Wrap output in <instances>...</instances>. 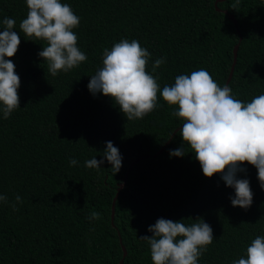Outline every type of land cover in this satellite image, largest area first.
Listing matches in <instances>:
<instances>
[{
	"label": "trees",
	"instance_id": "1",
	"mask_svg": "<svg viewBox=\"0 0 264 264\" xmlns=\"http://www.w3.org/2000/svg\"><path fill=\"white\" fill-rule=\"evenodd\" d=\"M235 2L61 0L80 18L73 31L87 60L52 76L38 56L46 42L20 32L26 0H0V31L8 17L20 33L8 58L20 78L19 108L7 119L0 113V194L8 197L0 202V264H152L140 237H151L148 228L159 218L191 224L199 217L210 225L213 242L198 264H232L264 236V190L255 167L245 162L246 171L237 173L249 181L252 204L233 207L234 189L219 174L206 178L182 145L184 121L172 115L177 106L158 93L155 110L128 121L110 97L87 88L103 66V50L122 39H135L151 53L146 71L161 89L201 68L223 87L238 44L227 86L236 99L251 102L264 94V0H240L232 9ZM158 58L165 63L152 72ZM108 141L122 157L119 171L106 160L99 169L85 167L89 159H103ZM181 145L186 154L170 157ZM92 211L100 218L89 219Z\"/></svg>",
	"mask_w": 264,
	"mask_h": 264
},
{
	"label": "clouds",
	"instance_id": "2",
	"mask_svg": "<svg viewBox=\"0 0 264 264\" xmlns=\"http://www.w3.org/2000/svg\"><path fill=\"white\" fill-rule=\"evenodd\" d=\"M240 0L232 4L236 9ZM27 14L19 24L20 32L29 39L43 40L46 46L38 53L47 63L52 76L58 72H68L87 60V56L77 46V28L80 18L72 8L61 0H26ZM0 31V113L7 119L19 108L18 88L20 78L15 72L11 58L20 44V33L14 31L16 21L5 17ZM151 53L140 43L122 39L111 49L102 53V64L90 76L87 88L93 96L101 93L110 97L126 120L142 119L157 107L159 96L170 106H177L172 115L184 123L179 136L182 145L187 144L203 175L211 178L219 174L226 187L234 189L230 197L233 207L247 209L252 204L253 193L247 179L237 178L245 162L257 170V179L264 190V94L255 96L251 102L236 99L227 85L221 87L210 73L201 68L190 74H181L172 85L162 89L158 77L146 71ZM164 58L152 64L155 72ZM170 150V157H183L184 147ZM103 159H89L85 167L99 169L106 160L117 173L122 157L119 149L111 141L106 142ZM71 166L77 161L71 159ZM0 202H8L6 195L0 194ZM22 203L21 197H15ZM16 203L10 204L17 210ZM100 218V213L92 211L89 219ZM159 218L148 231L152 236L140 237L150 247L152 264H198V258L213 242V230L202 218L186 224ZM232 264H264V236H257L247 246L244 256Z\"/></svg>",
	"mask_w": 264,
	"mask_h": 264
},
{
	"label": "water",
	"instance_id": "3",
	"mask_svg": "<svg viewBox=\"0 0 264 264\" xmlns=\"http://www.w3.org/2000/svg\"><path fill=\"white\" fill-rule=\"evenodd\" d=\"M217 1H218V0H217ZM219 1H221V0H219ZM224 13L227 14V16L233 21L234 25L236 26V20H235V18L233 17V15L230 14V13H228L227 11H224ZM240 38H241V37L239 36V40H240ZM237 48H238V44H235L234 47H233V60H232V63H231V66H230V70H229V73H228V77H227V79H226V81H225L224 86H225V85H228V82H229V80H230V78H231V76H232V71H233L234 63H235V61H236V56H237ZM162 149H163V147H162V148H161L156 154H154L153 156H156L159 152L162 151ZM142 158H143V156L137 157L132 163H130V165H129V167H128V170L131 168V166H132L135 162H137L139 159H142ZM125 177H126V176H125ZM125 177H124V178H125ZM114 200H115V197H114L113 202H112L111 218H112V216H113V204H114ZM123 251H124V249H123ZM119 264H122V260L119 261Z\"/></svg>",
	"mask_w": 264,
	"mask_h": 264
}]
</instances>
